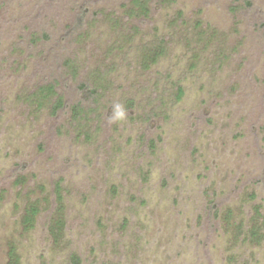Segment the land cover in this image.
I'll return each instance as SVG.
<instances>
[{"label":"rangeland","instance_id":"obj_1","mask_svg":"<svg viewBox=\"0 0 264 264\" xmlns=\"http://www.w3.org/2000/svg\"><path fill=\"white\" fill-rule=\"evenodd\" d=\"M149 3L0 0V264H264V0Z\"/></svg>","mask_w":264,"mask_h":264},{"label":"trees","instance_id":"obj_2","mask_svg":"<svg viewBox=\"0 0 264 264\" xmlns=\"http://www.w3.org/2000/svg\"><path fill=\"white\" fill-rule=\"evenodd\" d=\"M173 0H162V2H167V3H171ZM133 8L128 12V16L130 18H147L149 17L150 13H151V8H150V3L149 0H133ZM249 5V4H248ZM85 14V13H83ZM127 17V18H129ZM84 21V19H80V22ZM135 30H137V28L135 27ZM45 38H48L49 36L46 34L44 35ZM83 37V34L79 35V38ZM37 41V40H36ZM154 56L152 58L153 61H155V59L159 56H162L163 54H165L166 49L164 47V45L160 44V45H155L154 46ZM53 54L51 55V57L49 58L50 60H53ZM46 58V57H45ZM65 67H66V73L68 77H70L69 79H75L76 77H78V70H79V66L76 64V61L72 60V59H67L65 61ZM53 77V76H52ZM51 77V78H52ZM104 77H106V74H101L100 70H98L95 73H92L87 79L86 81L81 82V84L78 87V91L85 93L87 97L95 99L96 96L99 93V81H103L102 79H104ZM60 82L57 79L52 78L46 85L44 86H40L37 88V91L35 93H33L32 96H30L29 100L33 101V98L35 97V100L38 101V104L40 105L41 103L47 102L49 104H51V108L53 110V113H57L60 110H67L68 107H70L67 103H66V99L64 98V96L60 95V93L58 92L57 88L59 86ZM184 90L182 87H178L177 88V92L174 94V100L175 101H181L184 97ZM51 97L54 98V100H51ZM87 97H85L87 99ZM97 100V99H96ZM71 113L75 118H81L83 119V117L85 115H90L87 114V108H85L83 106L82 103H76L74 105H72L70 107ZM80 120V119H79ZM33 213H36L35 209H32ZM30 220V219H28ZM11 264H20L19 263V258L14 254V252L11 253Z\"/></svg>","mask_w":264,"mask_h":264},{"label":"clouds","instance_id":"obj_3","mask_svg":"<svg viewBox=\"0 0 264 264\" xmlns=\"http://www.w3.org/2000/svg\"><path fill=\"white\" fill-rule=\"evenodd\" d=\"M121 112L123 113V109L121 108Z\"/></svg>","mask_w":264,"mask_h":264}]
</instances>
